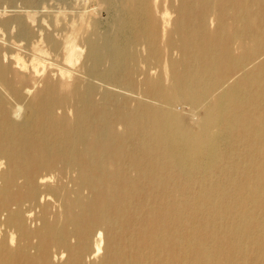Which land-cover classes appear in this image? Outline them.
<instances>
[{"label":"bare ground","instance_id":"6f19581e","mask_svg":"<svg viewBox=\"0 0 264 264\" xmlns=\"http://www.w3.org/2000/svg\"><path fill=\"white\" fill-rule=\"evenodd\" d=\"M176 1L0 51V264H264V0Z\"/></svg>","mask_w":264,"mask_h":264},{"label":"rangeland","instance_id":"374dc122","mask_svg":"<svg viewBox=\"0 0 264 264\" xmlns=\"http://www.w3.org/2000/svg\"><path fill=\"white\" fill-rule=\"evenodd\" d=\"M102 1L103 0H0V51L3 52L2 54L7 52L4 55H2V57H4V56L6 57L5 61H8L9 58L10 59L22 58V60L24 62H25L26 58H27L26 61L30 60V58H34V59L39 58V60L42 62V67L45 66V71H44V72H46L45 76L48 75L47 74V71L49 72L48 66L50 64L54 63L55 59H56V61L61 62L60 60L62 59L63 51H62V48L59 47V46H56V50L50 49V46H49L48 42L47 43H44V42H46L48 39L50 40L51 37L52 38L55 37L58 40L59 39L61 40V41L60 40L57 41V43H59V44L61 43L62 44V41L64 40V38L62 39V37L66 38V36L69 35L72 32V27L76 31L75 37L77 39L78 38L79 39L80 38H86V37L87 38L91 37V38L94 39V37L96 38L98 35L104 34L105 33V31H104L105 30V23L108 20L109 21L110 20L113 21V14H111L112 18H111V16L106 15V11L104 9L105 7L102 4ZM171 1L172 0H167V1L164 0V2H167L168 4H170L169 6H172L173 4H174L173 6L177 5V1L176 0H173V2H171ZM160 10H162V9H160ZM169 12H171V11H169ZM27 13L31 14V16L33 18L32 19H28L26 17V15H24V14H27ZM48 14H49V16H48ZM50 14H52V15H50ZM13 15H15V16H13ZM23 15L25 16L24 19H23V17H24ZM53 15H55V16L57 15L56 16L57 18H55V16H53ZM64 15L67 16V17H65ZM12 16L14 17V19H13ZM60 16L61 17L63 16V17L61 18ZM71 16L72 17L74 16L72 18L74 22L71 20ZM171 16L172 17H170V18L173 19L174 18L173 13H171ZM17 18H19L18 21H17ZM20 19H23L25 22L24 21L21 22ZM34 19L36 20L35 21L36 23L35 22H31V21H34ZM55 19L58 20V22ZM89 19L91 21H89ZM84 20H85V23L88 24V26H87V24L85 25ZM53 21H54V24H53ZM70 21H72V22H70ZM78 21H80L79 23H84V26H83V24L82 25L79 24ZM97 21H99V22H97ZM18 22L21 23V24H19ZM33 23H35V25H33ZM55 23L57 24L56 25L57 27L55 26ZM71 23L74 26L70 25ZM90 23H92V24H90ZM77 26L82 29L81 32H79L80 30H78ZM82 27H84V29ZM88 27H89V29H88ZM42 28L45 31H46V29L48 31H46V32L44 31L43 32V30H40ZM70 28H71V30H70ZM22 29H24V30H22ZM58 30L60 31L59 33H58ZM62 30L64 31V34H65L63 36H62V34H63ZM65 30L66 31L68 30L70 32L69 33H68V31L65 32ZM84 30L87 31V32H85ZM92 31H94V32H92ZM28 32H30V35H29ZM39 32L42 33L43 35L42 34L40 35ZM89 32H91L93 34H91ZM22 33H25V34H22ZM46 33H48V34H46ZM50 33H51V35H49ZM77 33L80 34V35L76 36ZM53 34H57V36L53 35ZM24 35H26V36H24ZM44 35H48V36H44ZM24 38H25V40L27 39L26 41H28V42L24 41L23 40ZM41 40H42V44H41ZM36 41L40 42V44L38 42L35 43ZM30 43L33 44V45L31 46ZM35 45H38V46H36V51H34V49H33L35 47ZM41 45H43L45 47H43V46L41 47ZM46 46H48V47H46ZM30 47H32V48H30ZM29 48H30L31 51L29 50ZM37 49L42 50L43 52L45 51V54L42 55V56H45L46 58L48 57L45 61H42V57L38 55V52H37L38 50ZM46 49L50 53L48 51L46 52ZM35 52H37V53H35ZM46 53H47L48 56L46 55ZM51 53L53 55H51ZM59 54H60V56H59ZM54 55H55V59L53 58ZM5 57H4V59H5ZM52 60H53V62H48V61H52ZM26 63H27L26 65H29V62H26ZM159 70L160 69H158L157 71L159 72ZM74 75H78V73H75ZM40 87H41V84L39 85V87L36 86V89L40 88ZM107 89H111V88L108 87ZM133 92L135 93L136 91H133ZM129 99L130 100L132 99V100L130 101ZM126 100L129 101V102H127ZM116 101H118V102L123 101V102H120L119 106L120 107L122 106V108L124 110L125 109L126 110H130L131 108H134V107H137L139 105H142V103H141L142 101L157 105V103L151 102V100L149 99V96L146 93H142V96H139V95L135 96V94H131V93L122 91V92H120V95H117ZM121 103L124 104V106ZM134 104H136L137 106L134 105ZM179 106H181L182 108L179 107ZM128 107H130V109ZM176 107L178 108V109H176L178 112L183 110L184 114H186L188 112V110H189L186 106H183V105H178Z\"/></svg>","mask_w":264,"mask_h":264}]
</instances>
